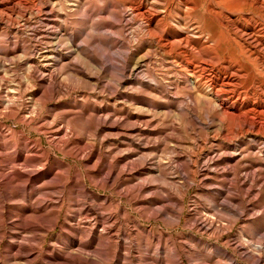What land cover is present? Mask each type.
Listing matches in <instances>:
<instances>
[{
    "label": "rangeland",
    "instance_id": "1",
    "mask_svg": "<svg viewBox=\"0 0 264 264\" xmlns=\"http://www.w3.org/2000/svg\"><path fill=\"white\" fill-rule=\"evenodd\" d=\"M0 1V264H264V4Z\"/></svg>",
    "mask_w": 264,
    "mask_h": 264
},
{
    "label": "bare ground",
    "instance_id": "2",
    "mask_svg": "<svg viewBox=\"0 0 264 264\" xmlns=\"http://www.w3.org/2000/svg\"><path fill=\"white\" fill-rule=\"evenodd\" d=\"M139 1V0H138ZM137 1V2H138ZM158 1V0H157ZM233 1H243L244 3L245 2H249L250 4H256V5H259L260 7L264 4V0H233ZM132 2V1H131ZM140 2V1H139ZM182 2V1H181ZM183 2H187V0H183ZM134 3H135V1H134ZM187 4V3H186ZM184 5V4H183ZM138 7V6H137ZM185 7V6H184ZM4 9V8H7V9H9L8 8V4H5V3H3L2 1H0V9ZM134 8V7H133ZM12 9V8H11ZM139 9V8H138ZM136 10V9H135ZM147 11V10H146ZM144 12V11H143ZM149 12V11H148ZM142 13V12H141ZM140 13V14H141ZM150 13V12H149ZM142 15V14H141ZM150 16V15H149ZM145 17V16H144ZM148 17V16H147ZM235 28V27H234ZM233 29V28H232ZM157 31V30H156ZM153 32V31H152ZM237 32V31H236ZM240 32V31H239ZM241 33H242V31H241ZM247 33V32H246ZM245 33V34H246ZM236 34V33H235ZM244 34V35H245ZM250 34V33H249ZM239 35H241L242 36V34H239ZM238 35V36H239ZM243 35V36H244ZM248 35V34H247ZM257 35V34H256ZM187 36V35H186ZM242 36V37H243ZM246 36V35H245ZM188 37V36H187ZM256 36H248V37H246V39H247V41H245L246 43H247V47H250L251 45H249V43H253V42H256V38H255ZM258 37V36H257ZM183 38V37H182ZM181 38V39H182ZM186 38V37H185ZM184 40V39H183ZM183 40H181V41H183ZM194 40V39H193ZM257 40H258V38H257ZM259 40H260V37H259ZM262 40V39H261ZM260 40V41H261ZM169 41V40H168ZM240 41V40H239ZM244 41V40H243ZM172 42V41H171ZM176 42V41H175ZM263 42V41H262ZM261 43V42H260ZM166 45L168 44V43H165ZM172 44V43H171ZM185 46H188L189 44H193V42H190V40L189 41H187V40H184V43H183ZM182 45V44H181ZM257 45H259V44H257ZM191 46V45H190ZM253 46V45H252ZM261 46V45H260ZM253 47H255V46H253ZM183 48V47H182ZM256 48V47H255ZM207 49V48H206ZM188 50H189V48H188ZM207 51V50H206ZM251 51V50H250ZM253 51V50H252ZM184 52V51H183ZM189 52V51H188ZM255 52V51H254ZM249 53V52H248ZM182 54H184V53H182ZM186 55V54H185ZM206 62H208V61H206ZM209 63V62H208ZM205 64H207V63H205ZM231 75H233V74H231ZM227 80H225V81H221L222 83H221V87H222V90H228V89H230V82H231V77L229 76L228 78H226ZM223 80V79H222ZM233 85V84H232ZM231 85V86H232ZM234 86V85H233ZM232 86V87H233ZM224 88V89H223ZM215 89H217V88H215ZM221 90V91H222ZM232 90V89H231ZM217 91H220V89L218 88V90ZM223 92V91H222ZM221 103V102H220ZM25 259H27L26 257H25Z\"/></svg>",
    "mask_w": 264,
    "mask_h": 264
}]
</instances>
